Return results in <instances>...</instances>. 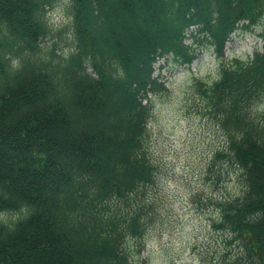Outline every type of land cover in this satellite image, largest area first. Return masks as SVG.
<instances>
[{"label":"trees","instance_id":"trees-1","mask_svg":"<svg viewBox=\"0 0 264 264\" xmlns=\"http://www.w3.org/2000/svg\"><path fill=\"white\" fill-rule=\"evenodd\" d=\"M68 1L60 55L41 46L51 0H0V214L18 215L0 222V264H129L122 241L144 231L131 202L155 180L147 95L166 91L152 66H188L187 35L218 63L216 79L190 84L223 140L209 172L223 164L239 179L212 222L235 252L211 264H264V29L249 58L224 56L264 0Z\"/></svg>","mask_w":264,"mask_h":264},{"label":"rangeland","instance_id":"rangeland-1","mask_svg":"<svg viewBox=\"0 0 264 264\" xmlns=\"http://www.w3.org/2000/svg\"><path fill=\"white\" fill-rule=\"evenodd\" d=\"M68 6V0H51L45 10L50 34L41 42L44 51L57 44L56 54L67 53L71 39ZM262 29L264 17L256 26L236 30L224 45L225 58L245 60L258 51ZM184 43L195 56L189 66L175 64L169 56L158 58L152 66L153 77L166 91L147 95L150 117L144 148L155 180L131 202V208L144 206V231L139 238L122 241L129 264H211L225 251L235 252V246L226 245L225 234L215 231L212 222L216 218L214 202L237 194L239 179L223 164L209 172L212 156L222 148L223 140L202 111V100L190 90L192 79H216L218 63L209 47H196L188 35ZM263 107L264 102L258 109ZM17 217L0 214V222L9 223Z\"/></svg>","mask_w":264,"mask_h":264}]
</instances>
